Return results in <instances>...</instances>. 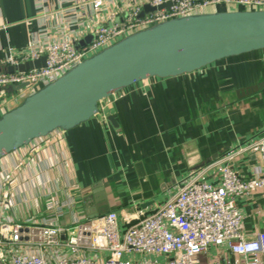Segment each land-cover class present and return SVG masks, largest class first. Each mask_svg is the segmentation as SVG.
<instances>
[{"label": "crops", "instance_id": "obj_1", "mask_svg": "<svg viewBox=\"0 0 264 264\" xmlns=\"http://www.w3.org/2000/svg\"><path fill=\"white\" fill-rule=\"evenodd\" d=\"M78 1L85 6L74 13L84 27L77 47L92 41V26L99 20L110 25L126 17L118 0L99 13L92 9L94 0ZM127 1L141 4L143 12L150 6L146 0ZM46 5L58 11L60 0H46ZM112 11L113 22L106 20ZM60 19L52 14L48 24ZM41 20L34 0H0V72L15 70L3 61L27 48ZM5 95L0 93V103ZM262 138L264 50L175 78H150L102 100L98 114L87 122L0 159V217L70 226L77 217L88 219L101 211L116 212L123 226L135 224L209 163L226 161L245 179L260 177V155L236 153ZM209 179L216 182L218 175L210 173ZM235 204L243 233H263L264 189L238 195ZM241 259L226 245L201 255L208 264Z\"/></svg>", "mask_w": 264, "mask_h": 264}, {"label": "built area", "instance_id": "obj_2", "mask_svg": "<svg viewBox=\"0 0 264 264\" xmlns=\"http://www.w3.org/2000/svg\"><path fill=\"white\" fill-rule=\"evenodd\" d=\"M114 1L94 0L91 6L95 13L104 12ZM146 1L155 8L165 3L170 6L141 17V4L118 0V8L126 12L123 22H113L116 14L110 12L106 20L113 23L99 20L92 26V41L77 47L84 27L78 21L79 14L74 13L82 10L85 3L60 0L59 10L55 11L46 5V0H34L36 13L42 18L38 30L24 51L10 54L3 61L15 70L0 72V87L25 86L4 96L0 112L9 111L24 95L53 83L84 60L154 25L203 13L264 10V0ZM63 5L70 7L62 9ZM57 13L61 15L60 22L48 24L52 14ZM42 57L46 59L44 67L17 70L19 65ZM246 152L260 155V177L245 179L226 161L209 163L192 174L152 215L138 218L135 224L121 225L116 212L88 219L77 217L70 226L0 217V264H208L201 255L224 245L242 258L235 264H264V259L254 258L264 257V232L245 235L235 204L238 195L264 189V138L236 155ZM210 173L218 175L216 182L209 179Z\"/></svg>", "mask_w": 264, "mask_h": 264}, {"label": "water", "instance_id": "obj_3", "mask_svg": "<svg viewBox=\"0 0 264 264\" xmlns=\"http://www.w3.org/2000/svg\"><path fill=\"white\" fill-rule=\"evenodd\" d=\"M157 8L146 5L141 17ZM264 50V10L180 17L134 33L67 71L0 116V159L36 139L69 131L99 112V103L150 78L190 74L223 59ZM45 57L17 67L45 66ZM13 71V70H11ZM25 85L0 87L14 94ZM110 123L117 127L114 119ZM104 214L99 211L89 216Z\"/></svg>", "mask_w": 264, "mask_h": 264}]
</instances>
